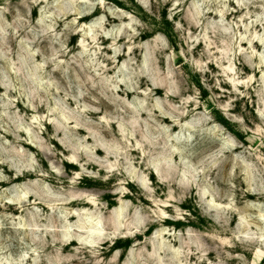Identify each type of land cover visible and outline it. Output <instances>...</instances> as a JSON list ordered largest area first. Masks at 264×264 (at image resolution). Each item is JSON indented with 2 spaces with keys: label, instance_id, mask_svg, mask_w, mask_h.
<instances>
[{
  "label": "rangeland",
  "instance_id": "rangeland-1",
  "mask_svg": "<svg viewBox=\"0 0 264 264\" xmlns=\"http://www.w3.org/2000/svg\"><path fill=\"white\" fill-rule=\"evenodd\" d=\"M261 39L264 0H0V264H252L256 249L264 251ZM167 96L175 97L172 107ZM184 102L193 107L185 109ZM142 108L157 113L135 116ZM179 109L189 114L182 124L192 128L172 136L187 140L191 152L162 162L173 171L168 185L151 175L161 159L153 146L164 152L171 143L174 127L159 116L177 119ZM60 112L79 120L80 132L74 123L66 128L71 143L54 131ZM136 141L145 155L130 154L139 148ZM72 144H82L103 167L88 168L82 157L66 166ZM100 144H116L118 161L92 155ZM187 163L196 171L182 187L177 178ZM77 173L87 180H77ZM136 175L147 178L146 189L128 185ZM71 192L80 202L58 208L99 209L110 236L76 258L68 250L59 263L54 249L41 252L31 241L39 235L22 225L32 224L36 210L42 224L50 223V211L36 198ZM88 192L97 207L83 205ZM17 200L23 208L9 209ZM120 206L128 209L122 220L132 232H117L115 244L112 222ZM165 228L170 235L161 240ZM162 241L166 247L157 250ZM178 249L182 257L172 260Z\"/></svg>",
  "mask_w": 264,
  "mask_h": 264
},
{
  "label": "bare ground",
  "instance_id": "bare-ground-1",
  "mask_svg": "<svg viewBox=\"0 0 264 264\" xmlns=\"http://www.w3.org/2000/svg\"><path fill=\"white\" fill-rule=\"evenodd\" d=\"M80 18V17H79ZM81 19V18H80ZM50 28V27H49ZM95 38V37H94ZM93 38V40H94ZM257 38V37H256ZM259 38V37H258ZM92 39V38H91ZM122 39V38H121ZM88 40V39H87ZM263 41V39H261ZM81 42V41H80ZM94 42V41H93ZM260 43V41H258ZM210 45V44H209ZM263 45H264V41H263ZM84 46V45H82ZM87 47V46H86ZM85 47V48H86ZM223 47H226V45L224 44ZM228 48V47H226ZM224 49V48H223ZM134 53V52H133ZM226 54V52H225ZM262 55V54H261ZM122 56V54H119L118 55V59H120ZM262 57V58H261ZM260 58L262 59V63H264V54L261 56ZM179 59V57H178ZM260 59V60H261ZM171 61V60H170ZM178 61V60H177ZM172 63V62H171ZM180 63V62H179ZM260 63V62H259ZM176 64V63H175ZM199 64V62L197 63ZM200 65V64H199ZM227 70H229V72L232 70L231 67H227ZM171 71V70H170ZM226 74V73H225ZM146 78H141L140 81H141V84L143 82H146L145 81ZM163 79V77H162ZM147 80V79H146ZM161 80V79H160ZM166 80V79H164ZM264 80V79H263ZM168 81V80H167ZM155 84V83H154ZM156 86V85H154ZM3 87V86H2ZM149 87V86H148ZM161 88V87H160ZM158 88V87H154L153 88V92H155V94H160L161 93V89ZM7 89V87H6ZM1 90V88H0ZM5 91V90H4ZM127 92V91H126ZM132 93V92H130ZM168 98V104L171 106V99L172 98H175L174 96H167ZM140 105V104H139ZM183 106L184 108H192L193 105L189 102H184L183 103ZM172 107V106H171ZM141 108V107H140ZM197 109V108H196ZM194 109V110H196ZM135 111V110H134ZM179 114L176 118L177 119H174V117H166V116H159V119L163 122V123H171L173 125V131L170 133L168 137H171L172 140H171V143L169 144H166L164 143L163 145V150H164V146L166 148V146L168 145V147L166 148V150L164 152H162V150H159L157 148H155L153 146V150H156L157 152H159V156H161V159L157 161V164L155 165L154 167V172L156 174H154L153 170H151V175L152 176H157L158 179L160 180V183H164V182H167V179L170 178L171 176V173L173 174V171L170 169V168H167V165L166 164H162V162H165L167 159H170L172 160L175 156H177L179 159L181 160H185L187 158V154L190 153L191 151H189L188 149H185L186 146L188 145V141L187 140H183V139H180L178 136H172L173 132L177 129V128H189L191 129L192 126H188L186 123H183L182 124V121L183 120H186V118L188 117V113L185 114L184 112V109H179L178 110ZM134 113V112H133ZM132 113V114H133ZM157 111L156 110H153V109H146V108H142L138 111L135 112V116H138L141 118V116H144V114L148 115V116H152V114H156ZM159 113V111H158ZM93 115H95V113H91ZM167 114V113H166ZM60 121L57 122V124H55L53 126L54 128V131L62 134L65 139L71 143L70 141V136H69V131L66 129L68 128V125L74 123V126L72 127V130H75V131H78L80 132L81 129L78 128V125H79V120L75 117V116H71V115H68V114H65L64 112H60ZM153 117V116H152ZM182 117L183 119L182 120H179V118ZM133 118V117H132ZM136 119H138L137 117H135ZM74 120V121H72ZM72 121V122H71ZM135 121V120H134ZM191 123V122H190ZM190 123H188L189 125H191ZM201 123V122H200ZM194 125V123H193ZM195 126V125H194ZM88 130H91L90 128H87ZM188 131V130H187ZM92 132L94 133L95 131L92 130ZM192 132V131H191ZM132 134V133H131ZM133 135V134H132ZM142 137V136H141ZM144 138V137H143ZM124 139V138H123ZM94 140L96 141V143L98 142V140L96 138H94ZM146 140V139H144ZM189 140V139H188ZM168 141V140H167ZM140 142V141H139ZM116 143V142H115ZM136 144L137 146L139 145V143H137L136 141ZM111 145V144H110ZM143 145V144H142ZM152 144H150L151 146ZM72 148L70 150V154H69V157H70V161L69 162H65V165L66 166H69V167H74V164H75V161L77 160V157H82V161L84 162V165H86L88 168H92V169H97V168H101L102 164L101 163H98L97 161L95 160H91V158L87 155L86 151L83 150V145L82 144H77V145H71ZM136 146V147H137ZM226 146L224 143L221 144V149H226ZM139 148L136 150V149H133V150H129L130 154L134 153H141L142 155H145L146 153V148L142 147V146H138ZM122 149V148H120ZM116 150V151H115ZM139 150V151H138ZM92 155H95L97 156L98 154H103L105 155V158L107 159H115L118 161L119 159V153L117 152L118 151V146L116 144H112L111 146H105L103 144H100V145H93V147L90 149ZM126 151V149H125ZM124 151V152H125ZM133 155V154H132ZM141 155V156H142ZM157 160V159H156ZM113 163V161H112ZM166 163V162H165ZM168 163V162H167ZM83 165V166H84ZM115 165V164H114ZM169 166V165H168ZM172 166V165H171ZM103 167V166H102ZM112 167V166H111ZM110 167V168H111ZM173 168L175 166H172ZM56 168V167H55ZM112 170V169H111ZM147 170H150V169H147ZM172 172H171V171ZM175 170V169H174ZM213 170V167L212 169L209 168L208 169V172L209 171H212ZM101 171L103 172L104 169H101ZM176 171H177V168H176ZM196 171V169L190 164V163H187V164H184V167L183 169L181 168V171L179 170V172H181L182 174V179L178 180L179 178H177V182L178 184L181 183L180 185L182 186V184H184L185 181H188L190 177H194V172ZM25 172L27 171H23L21 173H15L17 174L16 175V178H21V176H24ZM111 173V172H110ZM176 173V172H174ZM210 173V172H209ZM112 174V173H111ZM114 175V174H113ZM179 175V174H178ZM77 180H81L82 181H86L88 176H85V175H82V174H79L77 173ZM189 176V178H188ZM174 177V175L172 176V178ZM179 177V176H178ZM171 178V179H172ZM147 179V178H146ZM145 177H142V176H134V178L132 179V181H129L128 185L130 186H136L137 188H139L140 190H144L147 188V185H146V180ZM170 179V180H171ZM19 180V179H18ZM91 181L93 179H90ZM96 182V180H93ZM171 181H169L168 179V182L166 184H170ZM107 184V183H105ZM165 184V183H164ZM168 184V185H169ZM187 184V183H186ZM185 184V185H186ZM183 187V186H182ZM149 188V187H148ZM184 189V188H183ZM185 189H188L187 186L185 187ZM25 190V189H24ZM193 191V190H192ZM30 192V191H29ZM31 193V192H30ZM92 193V192H91ZM88 192V195L85 199V201H83V205L85 206H98L96 204V201L97 199H95V195L91 194ZM27 193L24 192L23 195L25 197V200L26 202H29L31 200V196L29 195H26ZM121 194V193H120ZM94 196V197H93ZM45 197V196H44ZM50 197V196H49ZM48 197V200H45V201H42L40 198H36L35 200V203L38 205H43L44 208H46L47 210L50 211L51 215H52V218L50 220V223L48 224H42V215L37 212L36 210V215L34 216L33 218V221H32V224H23V228L22 230L25 232V233H30L31 235H39V237L37 236V238H33L31 241L38 246V248L41 250V252H44L48 249H54L55 251V254H56V257H57V260L59 263H63L64 260H66V253L68 250H70L72 252L73 255H71L72 257H78V255L81 253V251L83 249H96L99 247V245H103L105 242H103L104 240H106V238H109L108 236L110 235H107L105 233V227H104V223H103V219L104 217L102 218L103 215H100L101 212H99V209H96L97 211L95 212H92V211H88L87 209L86 210H77V209H69V208H63V209H59L58 207L59 206H73L75 205L76 203L80 202V197L77 198L76 196V193H73L71 192L70 195H68V197L66 198H49ZM53 197V196H52ZM120 197V196H119ZM22 198V197H21ZM121 198V197H120ZM122 198H126V195L123 194L122 195ZM168 198L172 199L173 196L170 195ZM176 198V197H175ZM11 199V198H10ZM23 199V198H22ZM44 199V198H43ZM47 199V198H46ZM20 200H17V202L15 201H12V203H9L8 206H9V209L11 210H16L17 207L20 202ZM172 201V200H171ZM211 202V201H210ZM216 202V201H215ZM212 201V205H214L212 208L215 211H218V210H222L220 209V203L218 204L217 202L215 203ZM162 203H167V202H162ZM157 204V203H156ZM124 206V205H123ZM121 207L120 206V209L116 212L117 216H116V221L114 220L112 222V226H113V232L111 233V235H113V239L112 240H116L114 241L115 244H119V239L120 238H116V233L117 232H120L119 234H125L129 231H131L132 229L131 228H128V226L126 227V224L125 222H123L122 220V216L124 213H126L128 211V209L124 208V207ZM230 206V205H229ZM22 207V205L20 206V208ZM159 207H163V206H159ZM170 207L169 205H166L164 206L163 208H168ZM211 207V206H210ZM19 208V209H20ZM23 208V207H22ZM178 208V207H177ZM224 208V207H223ZM159 209V208H158ZM160 210V209H159ZM212 210V211H213ZM225 210V209H224ZM17 211V210H16ZM23 211V210H22ZM160 213L162 215H165V212L163 210H160ZM218 213H220L218 211ZM226 213V212H225ZM238 213H241L240 211ZM167 214V213H166ZM243 214V213H241ZM146 216V215H145ZM143 217L141 218V221H143L144 223H147V217ZM125 217V216H123ZM242 217V216H241ZM126 218V217H125ZM162 218V217H161ZM72 219H75L76 221L72 222ZM115 219V217H114ZM124 219V218H123ZM179 219V218H178ZM177 220V219H176ZM166 221V220H165ZM140 222V221H139ZM152 222V221H149V223ZM162 223V222H161ZM167 223V222H166ZM179 223V222H178ZM148 224V223H147ZM139 225V224H138ZM108 226V225H107ZM111 227V226H110ZM131 227V226H130ZM133 227V226H132ZM169 228V227H168ZM170 230V229H169ZM110 231V230H108ZM123 231V232H122ZM248 231V230H246ZM132 232V231H131ZM138 232V231H137ZM172 232V231H171ZM243 231H241L242 233ZM108 233V232H107ZM135 233V231L133 232ZM157 233V232H156ZM155 233V234H156ZM246 233V232H245ZM248 233V232H247ZM109 234V233H108ZM118 234V233H117ZM118 234V235H119ZM126 234H129V233H126ZM190 234V233H189ZM264 234V233H262ZM131 235V234H130ZM129 235V236H130ZM140 235V234H139ZM168 236L169 237V233L167 231V229H162L160 232H158V237H160L161 240H164L163 239V236ZM246 235V234H244ZM248 235V234H247ZM261 236V235H260ZM125 237V236H124ZM136 237V236H135ZM178 237V236H177ZM181 237V236H180ZM179 237V239H180ZM195 237V236H194ZM126 238V237H125ZM247 238V237H246ZM245 238V239H246ZM253 238V237H252ZM263 238V237H262ZM261 238V239H262ZM135 239V238H134ZM157 239V238H156ZM155 239V240H156ZM169 239V238H168ZM191 239V238H190ZM195 239V238H194ZM202 239V238H201ZM244 239V240H245ZM250 238H248L249 240ZM125 240V239H124ZM154 240V238H153ZM152 240V241H153ZM178 240V239H177ZM181 240V239H180ZM180 240H178L180 242ZM185 240V239H184ZM224 240V239H223ZM229 240V238H228ZM255 240V239H253ZM197 241V240H196ZM205 241V240H204ZM225 241H226V238H225ZM257 241V240H256ZM260 241V240H259ZM154 242V241H153ZM152 244H155L156 241ZM164 241H162L161 243H159L157 246V250H162L163 251V245L165 243H163ZM170 242V241H169ZM179 248H180V244L179 243ZM189 242V241H188ZM219 242V241H218ZM113 243V242H112ZM113 243V245H114ZM126 243V241H125ZM124 243V244H125ZM186 243V242H184ZM191 243V242H190ZM189 243V244H190ZM194 243V242H193ZM220 243V242H219ZM258 243V242H257ZM260 243L262 245H264V238L260 241ZM108 244V243H107ZM121 244V243H120ZM151 244V243H150ZM172 244V243H171ZM170 244V245H171ZM188 244V243H186ZM203 244V243H202ZM207 244V243H206ZM222 244V243H221ZM220 244V246H221ZM106 245V244H105ZM227 245V244H226ZM172 246V245H171ZM116 247V246H115ZM145 247V246H144ZM152 247V245H151ZM154 247L153 250H156ZM166 247V246H165ZM164 247V248H165ZM184 247V246H182ZM223 247V246H221ZM186 248V246H185ZM189 248V247H188ZM263 248V247H262ZM151 249V248H150ZM173 249V248H171ZM256 249V248H255ZM152 250V249H151ZM166 250V249H165ZM170 250V249H169ZM182 250V249H181ZM89 251V250H88ZM99 251V250H98ZM101 251V250H100ZM150 251V250H149ZM171 251V250H170ZM169 251V252H170ZM187 251V250H186ZM70 252V253H71ZM74 252V253H73ZM85 251L83 250V253ZM153 252V251H152ZM155 252V251H154ZM153 252V253H154ZM165 252V251H164ZM166 252H168L166 250ZM207 252V251H206ZM228 252V251H227ZM230 252V251H229ZM36 253V252H35ZM68 253V252H67ZM92 253V252H91ZM94 253V252H93ZM152 253V255H153ZM158 253L160 254V252L158 251ZM157 253V255H158ZM183 253V252H182ZM191 253V252H190ZM143 254V253H142ZM156 254V253H154ZM185 254V253H184ZM68 255V254H67ZM145 255V254H143ZM161 255V254H160ZM163 255V253H162ZM180 255V251L179 249L178 250H173L171 252V258L172 260H176L178 261V257H182ZM188 255V254H187ZM190 255V254H189ZM192 255V254H191ZM150 256H151V253H150ZM149 256V257H150ZM193 256V255H192ZM68 257V256H67ZM70 257V256H69ZM101 257V256H100ZM159 257V256H158ZM157 257V258H158ZM264 257V251H262L261 249H256V252L254 253V257H253V261H252V264H259L261 259ZM74 258V259H75ZM80 258V257H79ZM94 258V257H93ZM155 258V259H157ZM184 258V257H183ZM183 258L180 260L182 261ZM68 259V258H67ZM70 260V259H69ZM77 260V259H76ZM170 260V258H169ZM168 260V261H169ZM171 260V262H172ZM188 260V259H187ZM71 261V260H70ZM96 261V260H95ZM155 261V260H154ZM161 261V260H160ZM185 261V260H184ZM57 262V263H58ZM159 262V261H158ZM157 262V263H158ZM175 262V261H174ZM263 262V261H262ZM69 263V262H68ZM76 263V262H75ZM180 263V262H179ZM42 264V263H41ZM165 264V263H164ZM169 264V263H168ZM174 264V263H173ZM201 264H204V262H202Z\"/></svg>",
  "mask_w": 264,
  "mask_h": 264
}]
</instances>
